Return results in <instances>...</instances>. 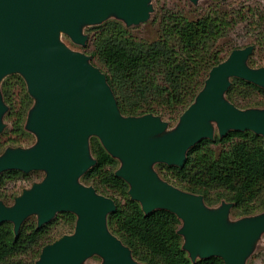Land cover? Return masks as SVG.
<instances>
[{"label":"water","instance_id":"obj_1","mask_svg":"<svg viewBox=\"0 0 264 264\" xmlns=\"http://www.w3.org/2000/svg\"><path fill=\"white\" fill-rule=\"evenodd\" d=\"M149 2L0 0V81L14 73L24 79L34 99L25 128L36 138L28 148L5 149L0 173H44L11 205L0 201V224L10 222L16 235L32 214L37 227L58 212L76 216L73 232L46 244L35 264H83L93 255L101 264H144L107 228V215L116 210L114 200L79 181L95 163L89 152L91 136L119 161L115 175L128 184V195L144 214L164 209L176 215L181 222L177 232L191 261L218 257L223 264H245L264 232V213L228 223L231 203L210 209L201 195L174 187L153 168L156 163L182 167L187 150L202 139L212 140L215 130L218 137L249 130L264 140V108L239 109L224 97L231 78L264 88V67L246 64L252 45L233 49L213 66L175 128L165 132L168 124L157 115L122 116L105 73L90 56L59 40L62 33L84 45L87 36L81 26L99 24L110 14L126 26L143 23L152 11ZM5 111L0 94V132Z\"/></svg>","mask_w":264,"mask_h":264},{"label":"trees","instance_id":"obj_2","mask_svg":"<svg viewBox=\"0 0 264 264\" xmlns=\"http://www.w3.org/2000/svg\"><path fill=\"white\" fill-rule=\"evenodd\" d=\"M214 2L197 15L163 4L147 20L155 28L152 39L135 35L121 20H106L89 28L82 46L90 47L87 55L105 73L122 116L153 114L165 117L168 126L179 119L202 89L210 69L225 60L219 43L239 22L256 24L255 47H264V14L251 7L243 11L228 8L220 0ZM0 94L5 118L11 124L9 130L0 132L5 137L0 141L1 155L7 146L22 147L35 136L25 128L34 99L24 79L17 73L3 77ZM224 97L239 109L264 108V88L240 78L230 79ZM88 145L95 163L79 181L114 200L116 210L107 215V228L129 248L134 260L144 264H223L218 257L191 261L177 232L181 222L176 215L164 209L144 214L128 195V184L115 175L119 161L95 136L89 137ZM153 168L174 187L201 195L207 207L228 202L232 204L229 213L241 217L264 212V140L252 131L230 130L218 137L215 130L212 140L202 139L187 150L182 167L156 163ZM35 173H0V201L11 205L18 193L7 194V184L30 180L32 185ZM29 218L16 235L10 222L0 224V264H35L41 249L55 241L51 230L56 222L62 221L73 232L76 220L71 212H58L37 227V220Z\"/></svg>","mask_w":264,"mask_h":264},{"label":"rangeland","instance_id":"obj_3","mask_svg":"<svg viewBox=\"0 0 264 264\" xmlns=\"http://www.w3.org/2000/svg\"><path fill=\"white\" fill-rule=\"evenodd\" d=\"M150 0V5L152 7V11L149 14L150 16L157 11L163 4L168 7H173L180 10H186L191 15H197L209 6L214 5L215 0H197L195 3L190 2L189 0ZM222 1V0H220ZM222 2L227 3L226 7H236V8H243V11H245L248 7L258 9V13L264 14V0H223ZM119 20L115 17V15L110 14L104 21L106 20ZM102 21V22H104ZM101 24V23H99ZM93 25L89 24H83L81 26V32L82 34L88 36V30ZM133 28V32L135 35L146 38V39H152L154 38V31L155 28L153 26H149V22L145 21L143 23L129 26ZM258 31L257 25L254 24L253 26H246L245 23L239 22L235 28L231 31L228 37L221 40L219 43V46L223 48L221 56L226 59L229 55V53L232 51V49H240L244 48L245 46L252 45L255 47V37L254 34ZM59 40L69 49L75 52L84 53L87 55L86 52L90 50V47L85 48L82 45L73 43L65 34L59 35ZM89 55V54H88ZM251 57L250 61L246 62V64L253 69H257L260 67H264V47H261L260 49L258 47L254 48L253 54L250 55ZM90 62L99 67L98 63L95 59L92 57L90 58ZM6 113V112H5ZM162 120H166L165 117L162 118ZM1 122L3 124V129H10L11 124L10 121H8L5 118V114H3ZM178 123V119L171 122V124L168 126L165 130V132H169L173 130ZM168 124V122H167ZM0 141H3L5 139L2 134H0ZM36 141V138H34L33 142L24 143L22 147L19 148H28L32 146ZM8 148H17V146H7ZM6 147V148H7ZM154 171H156L154 169ZM32 172V171H31ZM44 176V173L42 171H37V173L33 174L32 177L36 182H39ZM30 180H16L14 182H9L6 187V193L9 194L11 192H16L18 195L21 194V191L24 189H28L31 185L29 184ZM17 195V196H18ZM13 202L11 201L10 204ZM220 205V204H219ZM219 205H215L212 207H209L210 209H217ZM264 213V212H263ZM31 221H36L37 216L35 214H32L29 216ZM28 218V217H27ZM242 218L241 216L234 215L232 213H229L227 216V222L233 223L237 220ZM68 228L64 225V223L60 220L56 222L53 229L51 230V238L54 240H57L63 235L71 234ZM83 264H101V259L93 255L90 258H88ZM245 264H264V232L260 234L258 239L253 243L252 250L250 253V257Z\"/></svg>","mask_w":264,"mask_h":264}]
</instances>
